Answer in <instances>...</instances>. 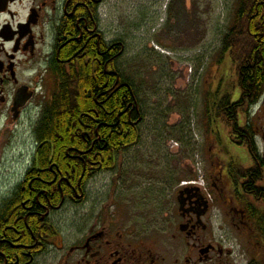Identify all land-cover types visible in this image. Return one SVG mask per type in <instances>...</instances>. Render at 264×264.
<instances>
[{
	"label": "flooded vegetation",
	"instance_id": "af4514ba",
	"mask_svg": "<svg viewBox=\"0 0 264 264\" xmlns=\"http://www.w3.org/2000/svg\"><path fill=\"white\" fill-rule=\"evenodd\" d=\"M111 1L0 0V165L6 151L13 156L9 171L0 167V175L12 180L0 189V264H234L238 247L226 241L236 239L221 240L213 228L214 207L226 192L231 220L264 252V125L252 113L249 163L220 159L205 187H182L171 178V197L130 187L136 204L121 200L129 195L126 187L93 201L89 185L112 171L103 169V157L90 156L89 165L84 159L76 179L71 164L64 172L46 154L39 130L63 80L82 71V63L91 62L95 76L96 58L109 73L112 51L121 48L118 61L124 54L123 41H108L104 32L101 8ZM96 143L100 137L90 141L89 151ZM237 164L246 170L241 177L233 170ZM167 199L171 204H163ZM158 231L169 238L167 245L159 242ZM248 259L247 264H262Z\"/></svg>",
	"mask_w": 264,
	"mask_h": 264
},
{
	"label": "rangeland",
	"instance_id": "374dc122",
	"mask_svg": "<svg viewBox=\"0 0 264 264\" xmlns=\"http://www.w3.org/2000/svg\"><path fill=\"white\" fill-rule=\"evenodd\" d=\"M237 7L238 0H112L102 6L106 39H120L125 45L118 68L136 88L143 123L141 142L118 156V171L102 174L89 185L93 201H101L109 190L112 194L126 187L129 195L121 200L136 204L140 201L129 192L138 186L146 192L167 191L165 195L171 197L170 179L179 183L197 175L196 158L206 181L207 175L218 173L222 161L250 162L247 149L233 145L224 125L218 121L210 125L206 115L209 95L217 98L230 92L234 100L240 97L232 62L221 53ZM263 102L264 95L251 111L261 126ZM20 139L23 144V134ZM259 142L263 144L262 133ZM12 158L6 151L2 172L10 170ZM11 184L8 175H0V189ZM228 199L226 192L214 207L216 235L221 240L236 239L237 243L226 241L227 246L238 247L234 264H247L248 257L264 264L262 249L231 220ZM158 232L165 236L159 242L167 245L169 238Z\"/></svg>",
	"mask_w": 264,
	"mask_h": 264
},
{
	"label": "trees",
	"instance_id": "16d2710c",
	"mask_svg": "<svg viewBox=\"0 0 264 264\" xmlns=\"http://www.w3.org/2000/svg\"><path fill=\"white\" fill-rule=\"evenodd\" d=\"M119 52L120 47L112 51L109 73L105 74L103 59L96 58L94 47L95 76L90 62L82 63V71L73 74L74 78H65L61 95L39 130L40 141L46 142V154L54 155V162L64 172L71 171V164L77 170L76 179L82 176L84 159L89 165L88 158L98 155L97 160L103 157V169L113 170L118 156L142 140L143 110L134 84L118 68ZM221 53L232 62L240 97L234 100L230 92L217 98L209 95L206 115L210 125L214 121L224 125L232 143L252 149L251 108L264 95V0H238L235 20L224 35ZM98 137L101 143L89 151L90 141ZM67 154L75 156L74 160ZM233 170L239 177L246 173L241 164L234 165Z\"/></svg>",
	"mask_w": 264,
	"mask_h": 264
},
{
	"label": "built area",
	"instance_id": "2783aa9c",
	"mask_svg": "<svg viewBox=\"0 0 264 264\" xmlns=\"http://www.w3.org/2000/svg\"><path fill=\"white\" fill-rule=\"evenodd\" d=\"M197 170L199 173V176L197 179L195 180H190L187 182H183V184L187 185V184H197V185H204V177H203V173H202V169H201V165L199 164V162L197 163Z\"/></svg>",
	"mask_w": 264,
	"mask_h": 264
}]
</instances>
